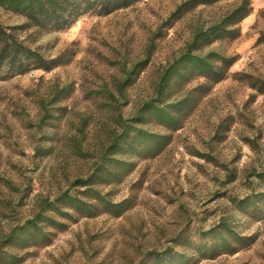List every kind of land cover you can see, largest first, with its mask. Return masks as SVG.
I'll return each mask as SVG.
<instances>
[{
  "label": "rangeland",
  "instance_id": "1",
  "mask_svg": "<svg viewBox=\"0 0 264 264\" xmlns=\"http://www.w3.org/2000/svg\"><path fill=\"white\" fill-rule=\"evenodd\" d=\"M248 1L236 37L192 47L218 67L232 59L215 84L163 78L240 0H140L17 29L57 66L0 68V264H264V93L252 86L264 79V0ZM24 23L0 7L2 26ZM182 98L176 129L143 110ZM136 128L164 137L161 150L110 146ZM36 215L42 238L9 239Z\"/></svg>",
  "mask_w": 264,
  "mask_h": 264
},
{
  "label": "trees",
  "instance_id": "2",
  "mask_svg": "<svg viewBox=\"0 0 264 264\" xmlns=\"http://www.w3.org/2000/svg\"><path fill=\"white\" fill-rule=\"evenodd\" d=\"M138 1L140 0H0L1 8L23 17L26 22L22 25L9 27H4L0 24V68L8 67L24 73L31 69L41 68L50 70L57 66L54 60L47 61L36 50L26 46L19 38L17 29L26 27L57 29L72 23L79 16L87 12L106 15L115 10L133 5ZM189 1H195V3L200 4L205 0ZM249 12V1L240 0L238 5L229 11L218 23L206 30L198 31L194 35L187 50L169 65L163 79L169 80L173 75L178 80L180 78H189L198 75L207 78L212 84L221 81L225 77L229 66L232 64V59L218 56V60L221 63V66L218 67L209 61L208 56L210 55H197L193 53L192 47L195 46L199 39L210 43L220 38L236 37L238 30L235 29V26ZM252 86L260 93H264V79L258 80ZM187 107L188 103L186 98L179 99L166 106L160 105L152 100L146 103L143 110L164 126L170 129H176L181 122V114L185 112ZM134 131V135H130L127 130L123 131L118 135L119 137L117 136L113 139L110 146L120 148L121 142H125L128 145L142 146V151L152 150L153 153H156L165 144L164 137L162 136H156L137 128ZM78 182L84 183L85 180H79ZM56 200H63L62 202H65L67 206L75 210H81L82 207L86 208L83 201L67 194L58 197ZM45 205L51 210H57L58 208L55 202H45ZM40 216L36 215L34 219L27 220L16 232L13 231L10 234L9 239L19 243L23 238L27 240L42 238V230L38 224ZM43 219H48V217H43Z\"/></svg>",
  "mask_w": 264,
  "mask_h": 264
}]
</instances>
